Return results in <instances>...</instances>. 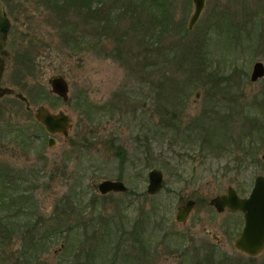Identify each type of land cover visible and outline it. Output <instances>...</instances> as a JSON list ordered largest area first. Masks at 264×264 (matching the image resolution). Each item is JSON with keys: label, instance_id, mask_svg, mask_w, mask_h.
Returning a JSON list of instances; mask_svg holds the SVG:
<instances>
[{"label": "rangeland", "instance_id": "rangeland-1", "mask_svg": "<svg viewBox=\"0 0 264 264\" xmlns=\"http://www.w3.org/2000/svg\"><path fill=\"white\" fill-rule=\"evenodd\" d=\"M161 1L143 0L141 10L140 0H121L104 32L102 16L77 15L81 3L68 2V29H61L52 0H0L11 23L0 86L30 106L13 96L0 99V164L32 172L31 217L50 220L64 200L77 199L82 211L99 196L102 180L123 182L136 200L98 198L97 212L106 219L92 217L93 226L72 237L49 238L32 264H194L207 256L221 264H264V252L251 259L234 249L242 215L208 205L228 186L246 197L254 179L264 177V77L250 80L253 64L264 65V0H205L191 30L192 0L158 7ZM163 11L166 24L154 23L153 14ZM56 75L68 81V102L48 94ZM39 107L73 121L68 137L54 136L52 148L33 119ZM25 132H35L32 144L24 142ZM152 169L162 172L163 188L143 198ZM187 199L196 206L177 223ZM110 216L138 227L139 241L112 233Z\"/></svg>", "mask_w": 264, "mask_h": 264}, {"label": "trees", "instance_id": "trees-1", "mask_svg": "<svg viewBox=\"0 0 264 264\" xmlns=\"http://www.w3.org/2000/svg\"><path fill=\"white\" fill-rule=\"evenodd\" d=\"M52 1L56 4V6L53 7L54 10L56 12H59L57 15L61 16L59 17L60 19L58 21L60 23L59 27L61 29L63 28V26H66L67 28V25H63V23H66L65 20L68 19V12H65L67 10L66 7L71 6V4L68 2H76L83 4L82 8H76L83 11L76 12L77 15L84 14L86 18L91 17L93 20H95V17L97 15L102 16L101 18L105 20V22L103 21V24H106L104 27V32H106V30L110 29L111 14L117 12V8L115 6L121 0H118L117 2L114 1V4L108 2L109 0ZM128 1L129 3L135 4V0ZM140 1L141 3L139 4L138 8L144 10L143 0ZM165 2L166 1L163 0L158 3V7L164 5ZM108 5L109 7H107L106 10L101 9L102 7ZM92 7H94L93 11H91ZM131 8L132 10H134V7ZM61 12L65 14L62 16ZM165 18L166 12L163 11V14H161V16L153 14L152 21L154 23L161 24L165 23ZM68 34L72 35L71 32ZM71 37H73V35ZM84 44L85 43L82 41L80 42V45L78 43L80 48H82ZM46 96L48 98H51L49 95ZM261 128H263L264 130V125H262ZM23 134L27 136V140H25L24 142L28 145L32 144L35 139V132H25ZM119 150H117V155H119ZM119 156L120 165H122L124 163V155ZM67 158L69 159L71 157L67 156ZM68 166L69 165L65 163V167L67 168ZM29 173L30 174H25V172H19L17 169L11 166H4L0 164V262H2V264H32L33 262H38L40 260V257L48 250V245L50 243L48 241L49 238L57 235H62L64 233L67 238L72 237L73 234H77L79 231L82 232L90 226H93L92 217L96 219L99 218L103 221L104 219H106V217L97 212V200L98 198L104 200L114 198L111 194L107 196L90 197L87 202L88 205L85 206L86 208H81L82 211H88L91 215L90 219L87 221L85 220V216L83 217L80 208H78L80 204L77 199L75 201L72 200L71 202H69L70 200H64L63 202H60L59 205H56L55 210L50 216V220L48 221H42L39 218L34 219L30 214L31 206L29 204V197H31L32 193L28 188V178L31 177L32 172L29 171ZM119 196L129 199L130 203L136 202V200L133 199L135 195L131 190H128L125 194H121ZM141 196L143 198H149L147 194H141ZM67 198L71 199L73 197L68 196ZM74 205L76 207H74ZM153 212L154 215L151 216L156 222L157 216H159V213H161L160 207L158 206L154 208ZM72 218H75V221H72ZM107 219L108 220L105 221H108L107 223H109V226L113 227V229H110L112 233L115 234V232H118L120 234V237L126 238L125 242H127L128 238H132L133 241L139 239V237L137 236L139 234V228L135 225L129 224L130 221L128 223L127 221H124L123 218L114 216H110ZM162 220H164V218L160 219L158 222L161 223L163 222ZM133 223H135V220L133 221ZM14 247H16L15 250L17 253V257L15 259H10L9 255L12 253ZM80 251H82L80 255H84L86 258V253L84 254L83 250L81 249ZM194 264H221V262L219 261V263H215L210 256H207L200 262H198L197 260L194 261Z\"/></svg>", "mask_w": 264, "mask_h": 264}, {"label": "water", "instance_id": "water-1", "mask_svg": "<svg viewBox=\"0 0 264 264\" xmlns=\"http://www.w3.org/2000/svg\"><path fill=\"white\" fill-rule=\"evenodd\" d=\"M194 11L188 23V29H192L199 19L203 8L204 0H192ZM10 23L2 11L0 2V79L2 76L4 62L3 57L7 55L5 49L6 39ZM264 77V65L261 62H255L252 66L250 80L257 81ZM48 92L51 96H56L63 102L69 99V84L62 75L53 76L48 80ZM5 96H13L22 101L26 110L30 109L29 102L22 95L10 87L0 86V99ZM33 119L41 125L44 131L50 135L47 140V146L52 148L56 146L54 136L67 138L73 128V121L69 115L64 112L52 113L45 107L37 108L33 113ZM148 184L146 194L148 196L157 195L162 188L163 174L160 170L152 169L147 174ZM96 191L100 196L108 194H123L127 187L121 181L102 180L96 185ZM209 206L213 207L217 213H223L225 209L231 214L241 212L244 225L239 236L234 240L235 250L247 257H257L264 252V177L257 176L254 179L253 187L247 197H239L231 186L226 193L217 195L209 201ZM195 201L187 200L182 206L177 208L175 221L184 224L191 211L194 209ZM212 238L219 243L216 236Z\"/></svg>", "mask_w": 264, "mask_h": 264}, {"label": "flooded vegetation", "instance_id": "flooded-vegetation-1", "mask_svg": "<svg viewBox=\"0 0 264 264\" xmlns=\"http://www.w3.org/2000/svg\"><path fill=\"white\" fill-rule=\"evenodd\" d=\"M193 3V2H192ZM204 7H205V1H204ZM203 10H204V8H203ZM5 15H6V17H7V14L6 13H4ZM201 16V15H200ZM8 18V17H7ZM8 20H9V18H8ZM10 22V21H9ZM10 27H11V23H10ZM9 30H10V28H9ZM5 58V57H4ZM3 62H5V59H3ZM49 94V93H48ZM50 95V94H49ZM51 96V95H50ZM187 200H192V199H187ZM187 200H185V202L187 201ZM195 201V200H194ZM185 202H183V204L185 203ZM182 206V205H181ZM195 206H196V201H195ZM195 206H194V208H195ZM180 207V206H179ZM192 212V211H191ZM191 214V213H190ZM242 219H243V217H242ZM209 235H211V237L212 236H216L218 239H219V243H217L214 239V241H215V243L217 244V245H219L220 243H221V239L217 236V235H215V234H211V233H209ZM263 254V253H262ZM261 255V254H260ZM259 255V256H260ZM247 257V256H246ZM258 257V256H257ZM248 258H251V259H254V258H256V257H248ZM192 260V259H191Z\"/></svg>", "mask_w": 264, "mask_h": 264}]
</instances>
